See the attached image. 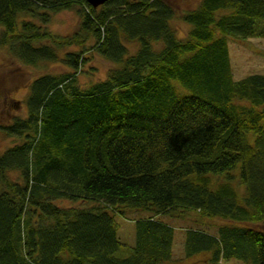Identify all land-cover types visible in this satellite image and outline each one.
<instances>
[{
	"label": "trees",
	"instance_id": "obj_1",
	"mask_svg": "<svg viewBox=\"0 0 264 264\" xmlns=\"http://www.w3.org/2000/svg\"><path fill=\"white\" fill-rule=\"evenodd\" d=\"M73 9V34L47 29L52 13ZM175 14L172 0H0V46L73 71L32 79L27 115L0 123L22 138L0 153V264H163L174 229L155 217L189 212L227 222L217 235L189 230L186 255L264 264V230L247 225L264 223V73L235 79L228 48L264 37V0H200L179 15L184 37ZM90 38L114 67L81 87ZM72 45L83 47L59 55ZM133 210L149 214L133 220L128 245L116 216Z\"/></svg>",
	"mask_w": 264,
	"mask_h": 264
},
{
	"label": "rangeland",
	"instance_id": "obj_2",
	"mask_svg": "<svg viewBox=\"0 0 264 264\" xmlns=\"http://www.w3.org/2000/svg\"><path fill=\"white\" fill-rule=\"evenodd\" d=\"M200 0H172L175 7V16L172 19V24L177 31L179 37H184L189 26L184 23L179 15L182 11L193 9L198 5ZM78 27V17L75 9L65 10L52 13L47 24V29L52 33L66 36L73 34ZM2 28V27H1ZM1 34V29H0ZM94 44L93 38L87 40L84 44L88 50L84 54L87 58L85 63L80 66L77 71V81L81 87H86L89 84L104 79L108 71L114 67V64L103 58L95 49H91ZM129 53H133L138 44L136 42L126 43ZM81 45H72L65 48H58V53L62 57L64 51H78L82 48ZM229 57L232 73L235 79L244 77L249 73H264V37H250L244 41L228 42ZM73 72L61 60L44 62L38 65H30L22 62L20 59L11 55L6 46H0V123H9L15 116L25 117L27 109L25 100L29 93L32 79L43 73H61ZM252 141L253 135H250ZM22 141L21 137L14 135L8 136L0 129V153L6 148L13 146ZM239 163L235 166L232 173L235 175L233 184L240 193L243 188L238 184L239 178ZM8 176L11 179H18L16 170L8 171ZM61 206L69 205H91L92 202L87 200L71 201L57 200ZM149 214L147 212L128 211L124 215H117L116 221L118 224V236L120 240L128 245L133 243L134 232L132 231L133 220ZM170 224L174 229L173 240V255L170 261L163 264H251L245 263L237 257L223 258L218 262L210 260L211 252L209 250H198L186 255L184 249V241L186 233L189 230H201L206 233L217 235L218 227L227 222L219 218H203L197 214L189 212L185 215L170 217L168 215H159L155 217ZM229 226H238L234 222H229ZM257 229L264 230V223L247 224ZM251 260V258H250Z\"/></svg>",
	"mask_w": 264,
	"mask_h": 264
},
{
	"label": "water",
	"instance_id": "obj_3",
	"mask_svg": "<svg viewBox=\"0 0 264 264\" xmlns=\"http://www.w3.org/2000/svg\"><path fill=\"white\" fill-rule=\"evenodd\" d=\"M88 4H90L92 7L96 8L99 5L103 4L107 0H85Z\"/></svg>",
	"mask_w": 264,
	"mask_h": 264
},
{
	"label": "crops",
	"instance_id": "obj_4",
	"mask_svg": "<svg viewBox=\"0 0 264 264\" xmlns=\"http://www.w3.org/2000/svg\"><path fill=\"white\" fill-rule=\"evenodd\" d=\"M131 232H134V228H133V226H132V231Z\"/></svg>",
	"mask_w": 264,
	"mask_h": 264
}]
</instances>
